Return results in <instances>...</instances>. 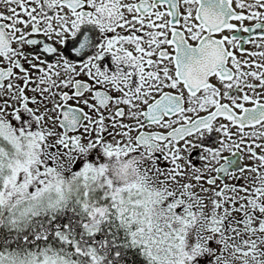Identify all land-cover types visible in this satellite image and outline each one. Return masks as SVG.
<instances>
[{
    "label": "snow or ice",
    "instance_id": "snow-or-ice-1",
    "mask_svg": "<svg viewBox=\"0 0 264 264\" xmlns=\"http://www.w3.org/2000/svg\"><path fill=\"white\" fill-rule=\"evenodd\" d=\"M0 264H264V0H0Z\"/></svg>",
    "mask_w": 264,
    "mask_h": 264
}]
</instances>
